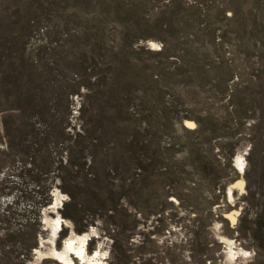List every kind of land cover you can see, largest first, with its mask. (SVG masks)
Listing matches in <instances>:
<instances>
[{
	"label": "rangeland",
	"instance_id": "1",
	"mask_svg": "<svg viewBox=\"0 0 264 264\" xmlns=\"http://www.w3.org/2000/svg\"><path fill=\"white\" fill-rule=\"evenodd\" d=\"M70 237L264 264V0H0V264Z\"/></svg>",
	"mask_w": 264,
	"mask_h": 264
},
{
	"label": "bare ground",
	"instance_id": "2",
	"mask_svg": "<svg viewBox=\"0 0 264 264\" xmlns=\"http://www.w3.org/2000/svg\"><path fill=\"white\" fill-rule=\"evenodd\" d=\"M238 167L241 169V164L237 163ZM242 184L243 182L240 181L238 184H236V186H239L240 188H242ZM46 222L50 225V220H46ZM51 227L53 228V230H55L58 227V222H53L51 224ZM84 241L83 238H72L70 237L69 239H67V241H65L64 244V249L62 252H57L56 250L52 249L49 252V257L59 260L60 262H62L63 264H71V262L69 261L68 257H67V253L69 252L71 253H76L79 257H81L82 259H84V255H83V249H82V242ZM76 243V246L74 245V243ZM39 250L36 249L35 254L38 255ZM91 264V263H88Z\"/></svg>",
	"mask_w": 264,
	"mask_h": 264
}]
</instances>
